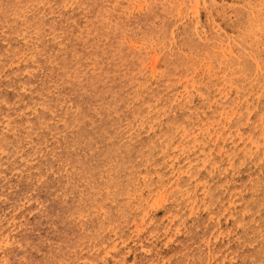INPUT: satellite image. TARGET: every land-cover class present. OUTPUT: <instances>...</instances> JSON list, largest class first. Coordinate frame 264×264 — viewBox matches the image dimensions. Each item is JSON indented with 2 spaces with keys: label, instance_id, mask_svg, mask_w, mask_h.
<instances>
[{
  "label": "rangeland",
  "instance_id": "rangeland-1",
  "mask_svg": "<svg viewBox=\"0 0 264 264\" xmlns=\"http://www.w3.org/2000/svg\"><path fill=\"white\" fill-rule=\"evenodd\" d=\"M0 264H264V0H0Z\"/></svg>",
  "mask_w": 264,
  "mask_h": 264
}]
</instances>
